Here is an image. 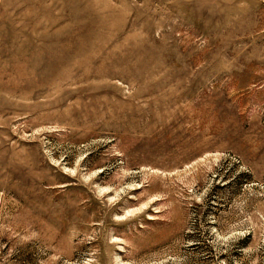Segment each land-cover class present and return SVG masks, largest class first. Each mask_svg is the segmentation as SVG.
Returning <instances> with one entry per match:
<instances>
[{
  "label": "rangeland",
  "instance_id": "obj_1",
  "mask_svg": "<svg viewBox=\"0 0 264 264\" xmlns=\"http://www.w3.org/2000/svg\"><path fill=\"white\" fill-rule=\"evenodd\" d=\"M0 264H264V0H0Z\"/></svg>",
  "mask_w": 264,
  "mask_h": 264
}]
</instances>
